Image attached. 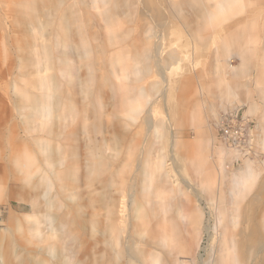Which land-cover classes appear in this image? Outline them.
Listing matches in <instances>:
<instances>
[{"label":"rangeland","instance_id":"obj_1","mask_svg":"<svg viewBox=\"0 0 264 264\" xmlns=\"http://www.w3.org/2000/svg\"><path fill=\"white\" fill-rule=\"evenodd\" d=\"M114 2L0 0V264H130L128 240L144 264H208L218 222L264 224V0H128L111 25Z\"/></svg>","mask_w":264,"mask_h":264},{"label":"bare ground","instance_id":"obj_2","mask_svg":"<svg viewBox=\"0 0 264 264\" xmlns=\"http://www.w3.org/2000/svg\"><path fill=\"white\" fill-rule=\"evenodd\" d=\"M114 1H115L114 7H112V10H111L112 15L108 18V22H110L111 25L114 24V22L112 21L114 19L113 17L118 16L119 14H122L124 12H127V6L130 4L128 2V0H114ZM201 1L202 0H176L175 7L173 9H171V12H172L173 16L184 15V14L187 16H194L195 14L205 15V16L211 15L212 13H210L207 8L203 7L202 9L201 8L197 9L194 6V3H198ZM230 2H232V0H217V6L216 7L218 8V10L224 11V9H226V6ZM154 12L157 13L158 9L154 8ZM43 14L47 15L48 12L47 13L45 12ZM37 16H38V14H37ZM32 19H33V22L35 23V25H43L44 24V23L41 24L42 23L41 19L40 20L38 18H32ZM40 86H41V84H40ZM31 100L32 101H30V106H29L30 108L42 106V104H43V103L39 104L41 101H39V98H37L35 96H32ZM49 105L50 106L47 107V109H49L51 111L52 104H49ZM64 105H66V104L59 102L58 99L53 100V106L54 107L65 108V110L66 109L71 110V108H66ZM68 110H67V113H68ZM45 112H47V110H45ZM220 121H221V118L219 117L217 125H219ZM229 149H231V148H229ZM237 152H239V151H237ZM89 171L91 173L93 171V168L90 169ZM101 171L102 170H100V172ZM28 185L30 187V192H29L30 195L33 194L31 192H34V194H33L34 200H33L32 204L36 208V206L39 203V199L41 198V196L43 197V195H41L40 193L37 192L38 188H37L35 183H31V184L28 183ZM38 194H40V195H38ZM261 195L262 194H260V196ZM60 221L64 224L68 222V220L65 216L61 217ZM222 226L224 227L223 224H222ZM241 226L243 228L240 229L236 233H233V232L230 233L227 227H224V229L221 232V230H220L221 227H220V224L218 222L215 229L218 230V234L220 235V241H218V243H219L218 247L219 248H218V250L216 249L217 251H216L215 255H213V256L211 255L208 264H236L237 258H240V262H242L241 264H246L253 257L258 258L260 256H261V260L262 259L263 260L261 262H258L257 264H264V224H261L259 219L257 218L255 208L247 209V211L244 214V221L241 223ZM171 227L175 228V227H173V225ZM214 232H216V231H214ZM133 242H131L129 240L127 242L128 243L127 244L128 253H129V256L131 258L130 264H134L135 262H140V263L144 264L145 253L137 250V248ZM71 250H73V247L71 248ZM67 251H69L68 248H67ZM67 264H74V262L70 258L68 260Z\"/></svg>","mask_w":264,"mask_h":264},{"label":"built area","instance_id":"obj_3","mask_svg":"<svg viewBox=\"0 0 264 264\" xmlns=\"http://www.w3.org/2000/svg\"><path fill=\"white\" fill-rule=\"evenodd\" d=\"M220 118L221 142L233 150L246 152L251 144V128L235 114H223Z\"/></svg>","mask_w":264,"mask_h":264},{"label":"crops","instance_id":"obj_4","mask_svg":"<svg viewBox=\"0 0 264 264\" xmlns=\"http://www.w3.org/2000/svg\"><path fill=\"white\" fill-rule=\"evenodd\" d=\"M243 66H244V63L242 64V66H241V68H240V70H238L237 72H236V75H234L235 77H239L240 76V73L242 72V68H243ZM222 81V82H221ZM220 82V86H222L221 88L223 89V84L225 85V82H223V80H217V83H216V85H218V83ZM222 89H221V92H222ZM225 89V88H224ZM240 88L238 87L236 90H235V92L236 93H233V96L235 97V99H236V97H237V99H238V96H239V94H240ZM238 95V96H237ZM263 96H264V92H263V94H262ZM241 99H238V101H240ZM253 108V105L250 107V109H252Z\"/></svg>","mask_w":264,"mask_h":264}]
</instances>
